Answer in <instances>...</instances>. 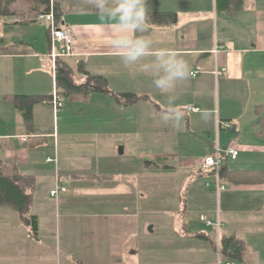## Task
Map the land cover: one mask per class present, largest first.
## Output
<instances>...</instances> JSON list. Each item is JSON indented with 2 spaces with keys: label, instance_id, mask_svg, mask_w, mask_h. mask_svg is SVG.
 <instances>
[{
  "label": "crops",
  "instance_id": "crops-1",
  "mask_svg": "<svg viewBox=\"0 0 264 264\" xmlns=\"http://www.w3.org/2000/svg\"><path fill=\"white\" fill-rule=\"evenodd\" d=\"M52 2L62 10L60 26L72 30L76 36L72 54L59 57L73 70L76 80L82 83L87 79L79 70L81 66L90 75L107 78L112 93H131L136 98L129 103L128 100L119 103L112 96L101 93L65 97L71 102L84 96V102L97 108L99 113L110 108L125 116L116 123L104 124L63 121L50 130H45L43 109L51 110L50 100L44 101L34 106V124L38 129L34 134L27 132L16 108L10 117L0 115V161L4 172L36 178L31 213L38 218V230L33 233L15 211L0 207V245L6 247L0 250V264H142L144 256L165 253L168 258L180 250L184 254L197 250L213 254L221 247L222 235H216L219 247L213 244V235L199 230L197 219L190 216L191 207L176 209L172 206L168 210L170 216H175L176 210L184 212L183 232H179L177 226L173 229L175 235L170 238L154 239L145 235L142 204L137 203L136 195L138 189L141 198L143 159L137 157L130 161L138 162V168L131 164L127 167L124 158L127 149L123 142L126 143L128 136L135 140L141 138L143 123L136 119L143 113V99L149 97L151 109L147 114L152 144L159 145L160 139L173 137L174 141L176 138L174 145L180 146L179 140H190L194 131H203L211 139L212 130H215L212 144L227 148L220 144V132L224 131L233 137L230 145H236L240 151L235 160L237 166L227 163L229 170L264 175L261 162L264 161V141L256 136L253 128L255 110L264 103V0H245L244 9L239 12L220 8L218 0H149V12L177 13L175 25H152L151 34L159 45L175 49L188 62L192 72L190 78L179 81L175 89L179 96L177 103L184 114L179 128L161 123L165 98L154 89L150 77L138 66L125 68L119 62L118 53L109 43V31L98 27L99 14L91 0ZM51 54L49 39L47 47L36 40L34 45L16 41L0 45V62L20 70V75H16L17 71L6 76L0 73V98L8 102L17 95L52 99L56 77ZM237 99L243 102L238 104L236 111L233 106ZM190 107L200 111L190 112ZM66 108L67 105L58 116L65 117L70 112ZM129 111L133 113L127 121ZM252 111L254 119L250 117ZM247 119L250 131L242 123ZM209 153L211 151H206L194 164H190V156L184 157L189 160L188 168L203 171L201 166ZM155 156L158 162L151 161L150 167L155 168L151 173L159 186V169L171 166L164 165L158 154ZM228 183L233 192L263 195L261 209L251 217L231 218L226 212L227 224L218 213L216 219H209L219 222L218 228L202 220L206 217L205 208L198 205L196 209L202 210L200 222L218 231L224 226L223 236H234L245 244L242 262L260 264L264 246L252 242L248 235L253 232L257 236L260 227H264V180L259 184ZM58 185L66 191L53 197L51 192ZM231 225L232 229L227 227ZM240 226L243 233L249 234L240 236ZM156 229L154 225L152 233H147L153 235ZM256 238L263 240L264 237ZM252 253L257 260L247 258Z\"/></svg>",
  "mask_w": 264,
  "mask_h": 264
},
{
  "label": "rangeland",
  "instance_id": "rangeland-1",
  "mask_svg": "<svg viewBox=\"0 0 264 264\" xmlns=\"http://www.w3.org/2000/svg\"><path fill=\"white\" fill-rule=\"evenodd\" d=\"M20 21L18 18H5L0 23V38L3 41L0 42V45L6 46L9 43L14 41L23 43H31L34 45V40L43 43L46 47L48 46V28L49 24L44 20H39L35 23L31 24H17L14 21ZM56 51H59V47H57ZM5 62H0V73L11 74L12 71H17L16 75H20V70L17 66L8 65ZM3 87L4 84H1ZM55 93L52 92V95ZM84 96H78L74 99V101L69 102L64 97V104L67 105L66 111L70 109L69 113H66V116L62 115L58 116V112L64 110V108L59 109L57 113L54 114V110L51 105V110L49 111L46 107L43 108L45 115V130H50L53 128L54 124L61 123L63 121L81 123V122H91V123H103V122H114L118 121V119L122 116V114H118V112H114L110 110V108H106L105 113H99L97 108H94L88 103L84 102ZM243 102L241 99H237L234 102L233 108L237 111L238 104ZM142 115H137V122L141 121L143 123V132L140 139L135 140L134 138L126 137L123 144L125 145L127 152L124 158L127 161V167L129 165H135L138 168V162L134 164L132 159L134 160L137 157H141L143 159L142 165L144 174L142 176V189H141V198L137 189V203L142 204V214L141 220L143 222V232L145 235L153 236L154 239H162V238H170L169 236L175 235L173 233L174 227L178 226V231L183 230V219L185 217L182 216L184 212L176 210L175 216H170L168 214V210L172 206L176 209L181 207L192 208V212L190 214L191 217L197 219L196 221L200 224L199 230L205 231L213 235V244L219 247V239L217 236H223L225 234L224 226L219 229L209 228V226L203 225L200 222V214L201 209H196V206H203L205 209L206 217L205 220L216 219L218 213L222 214L223 222L227 224L225 220L226 212L230 215L229 217H241L256 214V211L261 209L263 206V195L260 197L258 193L252 192H233L231 190V185L228 181H225V190L218 193L210 187H207L208 182H213L214 176H211L205 170L198 171L196 169H189L187 166V162L184 157L190 156L192 159L190 164H194L200 160L206 153V151H211L213 153L215 151V147L212 144L216 138V131L212 130L211 139L208 138L207 134L203 131L192 133L193 136L190 140L183 139L180 141V146H175V141L173 137H166L165 139H160L159 145H154L151 143L150 136V117L147 114L151 109V102L149 97L143 99ZM222 103L225 104V100ZM222 104V106H223ZM102 108H100L101 110ZM15 111V104L13 102H8L4 100L2 97L0 98V115L2 117H10ZM132 111V110H130ZM127 112V121H130L131 114L133 112ZM137 110L136 112H138ZM102 112V111H101ZM48 114V116H47ZM250 117L254 119L253 111L250 113ZM242 123L247 126V131H250V124L246 121H242ZM104 124V123H103ZM182 132V131H181ZM220 144L224 147L230 146V141L232 140V136L228 133L222 131L220 132ZM201 136V138H200ZM235 138V137H234ZM183 142V143H182ZM121 147H124L121 145ZM119 147V148H121ZM158 152V153H156ZM155 154H158L164 161V165L171 166L168 169L167 167H162L159 170V186H156V180L154 181V174L151 171L155 170V168L147 167V161H157ZM123 158V159H124ZM187 158V157H186ZM264 160V159H263ZM235 160L228 159L227 163L230 166H237ZM264 164V161H261ZM206 172V173H205ZM192 173V174H191ZM153 175V176H152ZM153 177V178H152ZM154 181V182H153ZM131 190L133 186H130ZM132 192V191H131ZM216 192V193H215ZM133 193V192H132ZM134 194V193H133ZM181 222L178 223L177 220ZM238 222V221H237ZM157 225V229L153 235L148 234L152 233L151 229ZM233 225L228 228H233ZM180 227V228H179ZM146 228V229H145ZM260 233L256 236L253 232L251 234L243 233L242 226H240L241 233L240 236L248 235L251 238L252 242H255L257 245L264 246V238L263 240H258L256 237H264V227H260ZM154 230V229H153ZM148 231V233H147ZM183 232V231H182ZM245 234V235H243ZM217 235V236H216ZM204 242V241H201ZM263 243V244H261ZM4 245H0V250L5 249ZM217 251L213 252V254H206L203 252L191 251L189 254H184L183 250L177 252L172 255V257H166V254H158V256L151 257H143L142 264H213V261L216 264H245L244 262L238 260L226 259L223 255H221L220 249H216ZM163 252V251H159ZM247 258L252 260H257L254 253L252 255H247ZM252 258V259H251ZM260 264H264V257L260 259Z\"/></svg>",
  "mask_w": 264,
  "mask_h": 264
},
{
  "label": "trees",
  "instance_id": "trees-1",
  "mask_svg": "<svg viewBox=\"0 0 264 264\" xmlns=\"http://www.w3.org/2000/svg\"><path fill=\"white\" fill-rule=\"evenodd\" d=\"M220 8L239 12L244 9L245 0H218ZM54 11L58 25L61 23L62 10L52 0H0V23L5 18H18V24H31L38 21L42 14ZM152 25L173 26L178 22L176 12H149ZM49 43L51 41L48 30ZM3 39L0 38V42ZM79 70L87 77L80 83L76 80L75 73L62 59L56 60V88L60 95L69 97L72 95H90L94 93L108 94L119 103L128 100L133 101L136 96L131 93L114 94L110 91L108 80L103 76L90 75L81 66ZM51 98L40 95H17L12 96L10 101L15 104L16 110L21 114L24 126L30 134L38 131L34 124V106ZM256 119L253 122L254 133L264 141V103L257 106L255 110ZM151 161L146 166H152ZM211 176L214 173L208 172ZM224 181L234 183L259 184L263 182L262 172L254 171H230L227 160L221 170ZM36 189V178L34 176L22 175L20 173H5L4 166L0 161V207H8L15 211L20 218L31 227L33 233L38 230V218L31 213ZM203 237V236H201ZM220 252L226 259L243 261L245 244L234 236H222L220 240Z\"/></svg>",
  "mask_w": 264,
  "mask_h": 264
},
{
  "label": "clouds",
  "instance_id": "clouds-1",
  "mask_svg": "<svg viewBox=\"0 0 264 264\" xmlns=\"http://www.w3.org/2000/svg\"><path fill=\"white\" fill-rule=\"evenodd\" d=\"M99 14L98 27L110 34V46L125 67L138 66L152 86L164 95L161 123L179 128L184 114L175 93L179 81L192 75L188 62L173 48L154 40L149 14V0H91Z\"/></svg>",
  "mask_w": 264,
  "mask_h": 264
},
{
  "label": "built area",
  "instance_id": "built-area-1",
  "mask_svg": "<svg viewBox=\"0 0 264 264\" xmlns=\"http://www.w3.org/2000/svg\"><path fill=\"white\" fill-rule=\"evenodd\" d=\"M53 4V2H52ZM41 20L46 21L49 24V32H50V45L52 50V57L54 59V75L56 73V58L61 56L65 57L71 55L73 52V46L76 39L75 33L68 29L63 28L57 24L54 11L52 10L50 13L42 14L39 17ZM57 47L60 48V53H57ZM217 52V51H216ZM49 104L52 106L54 113H57L59 109L64 108V97L60 95L57 91L53 94L52 99L50 100ZM190 112H199L200 109L197 107H190ZM231 127V126H229ZM26 141V140H25ZM240 154L239 148L236 145H230L227 148H221L218 144H215V151L213 153H209L203 163L202 169L208 172L214 173V180L213 182H208L207 187L213 188L218 194L225 190V181L221 176V170L226 162L227 159L236 160ZM65 192V188L60 187L58 185L57 189L51 192L53 197H58L59 192ZM209 226H216L220 227V223L205 220Z\"/></svg>",
  "mask_w": 264,
  "mask_h": 264
},
{
  "label": "water",
  "instance_id": "water-1",
  "mask_svg": "<svg viewBox=\"0 0 264 264\" xmlns=\"http://www.w3.org/2000/svg\"><path fill=\"white\" fill-rule=\"evenodd\" d=\"M152 230V229H151Z\"/></svg>",
  "mask_w": 264,
  "mask_h": 264
}]
</instances>
